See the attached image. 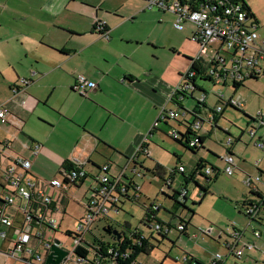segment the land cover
Masks as SVG:
<instances>
[{"label": "crops", "instance_id": "0c3cea01", "mask_svg": "<svg viewBox=\"0 0 264 264\" xmlns=\"http://www.w3.org/2000/svg\"><path fill=\"white\" fill-rule=\"evenodd\" d=\"M244 1L255 14L257 30L261 29L264 23V0ZM149 18H152L154 23L158 19L167 20L169 23H171V19L174 22L176 19L175 15L170 12L147 11L144 0H0V49L9 58H20V61L23 60V57L30 58L26 72H21L17 67L0 68L3 82L11 90V87L20 83L22 79H27L29 74V77L34 78V81L28 78L31 82L25 86L24 91L17 96L15 101H10L12 96L7 99L8 106L20 121V131L30 141L17 145L15 138L10 137L11 132L9 131L5 134L4 139L13 140L15 150L32 160L30 170L40 182L46 183L57 177L60 168L73 162L74 159L84 163V168L87 171L86 178L90 175L95 177L96 172L99 173L100 167L104 164H109L110 170L114 165L121 166L117 162L119 159L124 161V167H120L121 169L129 168L135 174V171L140 169L139 165L145 169L149 168L145 163V152L141 148L146 143L148 146L145 149L149 148L150 150V138L160 129L152 131V125L157 119L160 109L165 106L175 110L180 106V101V103L173 102L169 99L184 73L190 69V59H194L200 52V45L191 40L194 26L188 23L184 29L188 28L189 37L181 41L179 51L173 49L172 59L166 68L157 70L158 62L154 59L148 64L145 63L139 50L146 43L159 45L157 40L144 36L145 28L151 23ZM98 21L106 22L110 39L103 37L95 30ZM192 43L197 47L193 54L190 53ZM125 44L136 45L126 50ZM219 45L220 41L217 39H213L209 43L213 49ZM212 54L210 53V56ZM176 56H184L185 61H181ZM40 57L43 60H48L44 67L38 60ZM203 59L206 61V58ZM201 60H196L199 66L203 65V60ZM79 74H84L88 79L95 81L97 88L89 89L85 95L74 90L76 77ZM51 75L63 78L61 80L47 79ZM33 83L35 90L29 88ZM222 86L226 85L222 84ZM238 88L233 89L232 95L237 94ZM225 95L232 96L226 93ZM22 101L24 104L21 103ZM197 107V113L206 118V121L200 128L193 131L204 137L203 147H205L212 131L217 130L216 125L221 127L219 122L224 117L225 108L220 113L214 114L215 119H213L210 109H216V107L209 106L207 98L206 104ZM37 119L43 124H39ZM193 119L195 118L190 116L184 120L189 122ZM175 121L169 120L167 124H164L185 131L183 121ZM261 139L260 137L258 141ZM60 142L67 145L64 152L59 150ZM36 143H39L41 147L39 153L34 156L30 149L34 148ZM229 146L234 154V143ZM214 152L216 157L221 160L223 154ZM43 154L47 158H43ZM49 157L51 160L48 159ZM202 157L197 164V170L202 168L199 166L203 163L201 162ZM154 162L160 164L157 160ZM260 163L261 160L258 162L256 174H264L258 170L264 171V166H261ZM46 164H48V168H46ZM209 164L220 169L214 171L213 177L217 174L219 177L223 173L224 168L221 170L217 163ZM180 165L184 166L179 157L175 168ZM237 167L236 163V169ZM184 168L186 175L194 174L193 178L196 177L201 185H209L201 182L199 173L187 172L185 166ZM176 174L172 178L170 176L167 178L174 181L173 188L182 191V188H188L190 184L193 185L190 180L184 184L183 175L182 181L175 185ZM121 175L125 183L131 184L130 191L134 190L136 193L134 184H137L133 178H128L124 171ZM245 177L243 176V180ZM86 178L77 185L71 186L68 191L47 186V192L54 198V203L60 209L59 211H66L67 196L70 190L73 189L77 192L85 183ZM206 181L209 180L206 179ZM253 197L255 196H245L244 202L241 203L242 212L244 204ZM120 198L122 201V199L131 200L132 197L128 193V196ZM18 203L20 204V201ZM150 206L152 207V203ZM18 212L16 207L10 209L12 216ZM156 212L159 215L160 211ZM251 223L259 225L264 223V210L255 220L249 219L248 225ZM105 226L109 227V225ZM19 227L17 225V228ZM128 228L131 229V225ZM234 230L240 232L238 248L252 242L255 246L250 250L245 249V253L240 259L230 255L229 250L224 253L217 251L216 253L224 255L227 264H241L240 260L244 263L247 262L244 256L253 249L254 253L248 254L249 256L264 253L257 245L262 232L259 238L255 237L254 231L258 230L255 227H252L249 236L239 228L226 229L228 239L225 240L221 236V230L215 234L213 227L202 233L205 236L208 233L215 234L213 238L218 236V239L214 238L213 242L226 246L231 241ZM104 232L108 235V232L105 230ZM112 234L110 233L109 236H115ZM153 239L155 240V238L151 239V245H154ZM3 241L4 244L9 243V240ZM94 244H82L89 250L87 255L93 251ZM261 259L264 260V257L262 256ZM191 260L190 258L188 264H192ZM139 261L141 264H146V260L138 259ZM255 262L259 264L257 259Z\"/></svg>", "mask_w": 264, "mask_h": 264}, {"label": "built area", "instance_id": "2783aa9c", "mask_svg": "<svg viewBox=\"0 0 264 264\" xmlns=\"http://www.w3.org/2000/svg\"><path fill=\"white\" fill-rule=\"evenodd\" d=\"M146 8H158L164 12H170L175 15L174 26L183 30L188 23L193 24L194 29L191 40L200 45V52L193 61L202 59V66L198 71L188 70L182 76L175 91L170 97V101L181 102V98L193 97L194 92L201 90V98H196L200 105L206 104L208 92L198 84V80H208L216 85H231L234 90L240 87V84L254 77H264V38H261L254 20L250 19L242 4L238 0H144ZM95 30L103 37L110 39L106 22L98 21ZM220 41V47L213 49L209 46L211 40ZM210 53H213L210 56ZM223 53L229 55V58ZM206 55L205 57H203ZM208 57V59H207ZM206 58V61L203 59ZM31 80L22 79L20 83L11 87L12 97L10 101H15L17 96L24 91L25 86ZM239 84V86H237ZM75 90L85 95L89 89H96L97 83L88 79L84 74L76 77ZM218 98L226 103L240 109L245 106L243 98L239 95L227 97L223 91L219 92ZM24 104V101L21 102ZM217 111H222V105L216 106ZM193 116L195 119L189 120L192 130L200 128L206 121L201 117L195 108H185L175 110L168 109L165 106L160 109V113L152 125V131L159 128L164 122L175 120L176 118ZM214 119V114L211 116ZM264 122V116L259 115ZM188 118V117H187ZM185 118V119H187ZM168 119V120H167ZM257 120H253L255 122ZM0 124L10 125L16 130H21L20 121L14 112L8 106V102L0 104ZM185 129V128H184ZM228 131V129H226ZM257 129L251 126L248 134L255 137ZM178 128L170 127L168 133L175 139L179 138L181 133H185ZM235 137L231 134L228 137L227 144L235 142ZM196 141L190 142V146H196ZM256 145L264 150V141L256 142ZM40 144L36 143L34 148L30 149L32 155H37L40 151ZM146 153L147 149L141 148ZM5 160V162L3 161ZM225 164L223 173L232 177L236 173V158L226 153L221 157ZM32 160L29 157L15 150L14 142L11 139H0V239L9 240L12 248L6 251L7 255L12 256L21 264H49L48 257L52 252L51 241L44 236L46 229L58 228L57 220L53 212L59 211L54 203V198L47 192V186L68 191L71 186L77 184L87 176L84 163L74 159L69 165H63L59 170V175L46 183L40 182L31 172ZM180 172H185L184 166H179ZM205 175H212L214 168L207 165ZM96 185L91 190V196L88 199L86 214L79 220L77 232L73 233L76 245L73 252L68 251L60 264H141L138 262V254L134 257L138 248L145 242H150L155 233L165 231L169 234L173 225H164V221H152L147 223L150 235L141 231H131L130 235L121 234L120 238L112 236L111 240L96 241L92 248L93 256L80 257L75 253V248L82 246L84 236L91 231L92 225L101 218H107L112 208L118 209L121 202V196H128L131 184L122 180V175L113 177L110 172V165L104 164L100 167L98 176H95ZM244 184L250 191L259 196L253 197L243 206V212L250 220H255L264 210V192L260 185H264V174L247 175ZM169 186L174 185V181L167 179ZM183 197L188 196L186 188H182ZM139 201L136 194L134 198ZM20 201V204L18 203ZM18 208L19 212L12 216L10 209ZM160 205L154 203L153 211H158ZM19 216L21 220L15 221ZM156 216V214H155ZM17 225L20 227L17 228ZM180 231L186 230L187 225L180 221L177 225ZM113 235V234H112ZM254 236L259 238L261 231L255 230ZM240 240L239 230L232 232V239L226 244L230 255L238 259L242 258L245 249L254 248V243H247L242 248H238ZM63 248V246L61 245ZM44 249L45 253L41 251ZM142 254V253H141ZM75 258V259H74ZM188 255L184 257L176 256V261H182L188 264ZM202 264V263H199ZM206 264H227L226 258L221 253H215L213 258Z\"/></svg>", "mask_w": 264, "mask_h": 264}, {"label": "rangeland", "instance_id": "374dc122", "mask_svg": "<svg viewBox=\"0 0 264 264\" xmlns=\"http://www.w3.org/2000/svg\"><path fill=\"white\" fill-rule=\"evenodd\" d=\"M146 9L147 11L154 10L162 12V10H159L158 8ZM149 19L151 23L145 28L146 31L144 36L157 40L159 45H156V43H146L139 50V53L145 63L148 64L154 59L158 62V65L156 66L157 70L164 69L172 59L174 52L173 49L178 50L181 41L189 37V30L188 28L184 30L177 29L174 26V21L172 19L171 23L167 20L161 21L163 19H158L156 23H154L152 22V18ZM263 29L264 23L263 27L258 30L261 38H264ZM261 34L263 35L261 36ZM136 44H131V46L125 44V49L129 50ZM219 48L220 47H218V49ZM196 50L197 47L192 43L190 53L193 54ZM223 54L229 58V55L225 53ZM177 58L181 61H185L184 56H179ZM29 60L30 58L26 57H23L22 61H20V58H9L6 53L0 49V68L8 67L12 69L13 67H17L21 72H26ZM38 60L41 61L42 67L48 63V60H43L41 57ZM29 76L30 74L28 75V78H31V80L34 81V78ZM61 78L63 77L51 75L47 79L61 80ZM212 83L213 82L207 80H198V84L208 92L206 98L209 106L216 107L218 104L217 95L219 92L223 91L227 95H232L233 88L231 85L214 86ZM29 88L35 90L34 83L30 85ZM201 95L200 92H195L193 95L195 98H192L191 96L189 98H181V106L191 109L197 107L196 98H201ZM236 95H240L243 98L245 106L240 107L241 111L225 107L223 112L224 117L219 122L221 128L224 130L228 128L231 135L236 139H234L235 142L233 146L236 163L238 164L236 173L232 177L222 173L216 181L211 182L206 181L204 177L200 176L199 179L201 182L207 185L209 184L208 186H210L211 191V193L204 199H201L199 194L200 191L194 183L193 185H188L189 193L185 202L189 209L195 211V214L190 210L185 209L182 205L169 200L163 194L164 188L165 192L168 190L167 186H164L165 181L155 176L150 171L156 164L154 160L160 162L165 169L166 179L175 168L177 163L176 155L180 157L187 172L197 171V164L201 156H203V160L209 163H217L222 170L225 167V164L216 157L214 151L218 152V154L225 155L227 153V141L229 136L221 129H214L212 135L207 140V145L200 148L197 153H193L191 150L175 141L168 133L170 127L166 124H162L159 127L160 129L150 138V150L148 148L147 152L144 154L146 155L145 163L148 164L149 171L139 169L142 174L140 176L136 175L129 168L123 170L121 168L124 167V161L121 159L117 160L121 166L117 167L114 165L112 166V170H110L113 177L121 175L122 171H124L128 178H133L141 193L139 201L136 202L132 199H122L119 203L118 209L112 208L107 218H101L92 225L90 233L84 236L85 241L83 242V245L86 243L93 244L96 241L107 242L110 240L112 237L104 232V229L106 228L105 225H109L112 230H117L121 234L130 235V230L139 229L142 233L150 235L152 232H150L141 222L146 216V206L148 207L151 203L155 202L161 206L158 218L167 223L172 222V225L175 228L165 238L159 236L158 233H155V240L153 239L154 247L151 252L148 255L140 254L138 256V259L146 260V264H184L182 261H175V258L176 256L184 257L186 254L192 259V264H196V262L206 264V262L210 261L209 259L211 256L217 251H221L222 253L228 251L225 245H219L215 241L213 242L214 238L218 239V236L214 238L213 236L217 234V231L221 230V236L223 239H228L226 229L233 228H239L245 231L247 236H249L248 234H251L250 231L252 227L260 230L262 236L258 239L257 245L264 252V223L261 225L257 223H251V225H248L249 218L241 210V203L244 202L245 196L249 195V189L243 182V176L245 177L246 174L255 175L260 160V165L264 166V150L256 145V142L260 137L262 138L261 140L264 141V122H262V118L259 117L260 114L264 116V77H261L256 81L247 80L244 82L243 86L238 88ZM11 96V90H9V86L3 82V77L0 74V104L6 102ZM178 108L181 109V107ZM242 111L257 121H250L251 124H248V118ZM187 117H181L180 120L183 121ZM37 122L39 124L42 123L39 120ZM252 125L257 129L254 138L248 134ZM8 131L11 132L10 137L15 138L17 145H21L25 141H30L21 131H16L14 127L6 124H0V139H4L5 134ZM66 149L67 145L60 142L59 150L64 152ZM44 157L47 158V156L43 154V158ZM48 159L51 160L50 157ZM3 161L5 162V160ZM48 167V164H46V168ZM200 170L203 175L206 174L205 168H201ZM46 171H48V169H46ZM96 173L95 176H98V172ZM95 180V177L90 175L86 178L85 183L77 192L73 191V189L70 190V193L67 196L68 204L65 207L66 212L56 211L54 213L58 228L56 230L46 229L44 231V236L48 241H51L54 244L56 240H59L63 248L73 252L76 241L74 236L67 235V232H77L79 220L86 214L91 190L96 185ZM181 181L182 174H176L175 185H178ZM260 189L264 192V185L261 184ZM129 194L132 198L136 195L134 190L130 191ZM181 202H183V198H181ZM173 211H175V214L178 217L172 220ZM180 218L186 221L191 219V224H188L187 233H181V231L177 229ZM18 220H21L19 216L15 217V221L18 222ZM126 222L131 225V229L125 226ZM211 227L215 229V234L211 235L212 233H208L207 236L203 235L202 232H207ZM195 234L196 236H194ZM11 248V243L4 244V241L0 239V264H21L16 258L7 255L6 251ZM253 250L248 251L244 256V259L250 264H256L255 259L258 260L259 264H264V260L261 259L262 256L264 257V253L260 254L258 252L259 254H257V256L251 255L252 257L248 255L254 253ZM41 251L43 254L45 253L44 249H41ZM92 256L93 253L91 252L89 257ZM240 261L241 264L247 263H244L242 260Z\"/></svg>", "mask_w": 264, "mask_h": 264}, {"label": "trees", "instance_id": "16d2710c", "mask_svg": "<svg viewBox=\"0 0 264 264\" xmlns=\"http://www.w3.org/2000/svg\"><path fill=\"white\" fill-rule=\"evenodd\" d=\"M238 1H240L241 2V4H242V6H243V8H244V10L247 12V15H248V17L250 18V19H252V20H256V18H255V14L252 12V9L248 6V4L244 1V0H238ZM256 23V22H255ZM190 61H191V67H190V71H198V68H199V65L196 63V62H194L193 61V59H190ZM259 78L258 77H252V78H250V79H248V80H254V81H256V80H258ZM208 81V80H207ZM31 82V81H30ZM243 84L244 83H242V84H240V87L241 86H243ZM237 86H239V84H237ZM74 90H75V88H74ZM195 92H201V90H197V91H195ZM194 92V93H195ZM192 98H195L194 96L192 97ZM177 102V101H176ZM179 104V103H178ZM218 105H222V108L224 109L225 107H230V108H232V109H235V110H237V111H241L240 109H238V108H236V107H234V106H232V105H230V104H228V103H226V101L225 100H223V99H220V98H218V104H217V106ZM196 106H198V107H201V105H200V103L198 104L197 103V105ZM179 107H183V106H181V103H180V106ZM197 107V108H198ZM195 109H196V107H195ZM210 111H211V113H213V114H218V113H220L219 111H217L215 108L213 109H210ZM243 112V111H242ZM243 114L248 118V124H251V122L250 121H253L254 119L251 117V116H249L248 114H245L244 112H243ZM188 117H190V116H188ZM191 117H193L192 115H191ZM215 117V116H214ZM215 119V118H214ZM168 120V119H167ZM176 121H178V122H180L181 120L179 119V118H176L175 119ZM167 122L168 121H166V122H164V123H166L167 124ZM183 125L185 126V128H186V132L185 133H181V135H180V137L179 138H177V139H175V138H173L175 141H177L178 143H180L181 145H183V146H185L186 148H188L189 150H191L193 153H197V151L200 149V148H202L203 147V142H204V137H201V136H199L195 131H193L191 128H190V125H189V122H187L186 120H184L183 122ZM217 124V123H216ZM216 129L218 130V129H221V130H223L226 134H228V135H230L231 133L229 132V131H226V130H224V129H222L221 127H219L218 125H216ZM156 130V129H155ZM20 131V130H19ZM193 140H195L196 141V146H194V147H191L189 144H190V142L191 141H193ZM147 144L145 143L143 146H142V148H147ZM231 146H229L228 148H227V153H229V154H231V155H233V152H232V150H231V148H230ZM176 157H177V160H179V156H177L176 155ZM135 163H137L136 161H134ZM201 162H203V163H201L199 166H202V168H206L207 167V165H210V166H212L213 168H214V171L215 170H220L218 167H216V166H214V165H212V164H209V162H207V161H205V160H201ZM70 163H68V165H69ZM140 166V169H144V170H147V171H149V169H145L142 165H139ZM180 166H183V165H180ZM179 167V166H178ZM178 167L177 168H174L173 169V172L170 174V178H172L173 176H174V174H176V173H181L182 175H183V180H185L184 181V184L186 183V181H192V183H194L195 184V186L196 187H198V189H199V191H200V196H201V199H204L208 194H210L211 193V191H210V186H204V185H201L199 182H198V180H196V177L195 178H193V175L194 174H191V175H186L184 172H180L179 170H178ZM261 173H264V171H262L261 169H258ZM155 176H157V177H159V178H161V179H163L164 181H165V183H164V186H167V188H168V190L165 192V188H164V191H163V194L169 199V200H172V201H174L175 203H177V204H179V205H182L185 209H188V210H190L193 214H195V211H193V210H191V209H189L188 207H187V204H186V200H187V197H183L182 196V193L178 190V189H175V188H173L172 186H169L167 183H166V171H165V169L162 167V165H160L159 163H157L155 166H154V168L152 169V170H150ZM136 172V174H140V175H142L141 173H140V171H135ZM197 173H199L202 177H204L205 179H208L210 182L211 181H216L217 180V178H218V174L217 175H215L214 177L212 176V175H203L202 173H201V170H197L196 171ZM196 173V174H197ZM214 173V172H213ZM144 175V174H143ZM197 176V175H196ZM86 178V177H85ZM83 181V179L82 180H80L78 183H80V182H82ZM95 182H97L96 180H95ZM75 185H77V184H75ZM134 186H135V189H136V193H137V195H138V197L140 198V195H141V193H140V190H139V187L137 186V185H135L134 184ZM186 190L188 191V188L186 187ZM189 192V191H188ZM249 196H259L258 194H256V193H254L253 191H250L249 192ZM181 198H183V202H181ZM154 203H152V205H153ZM161 207H159V210L158 211H160L161 209H160ZM146 211H147V214H146V216H145V219L141 222L145 227H147L148 226V224L147 223H150V222H152V221H160V219H158V213L157 212H155V211H153L152 210V208H151V206L150 207H147L146 208ZM167 211H169V210H167ZM64 212H66V211H64ZM157 213V214H156ZM173 213V218H172V220L173 219H175V218H177L178 216L175 214V211H173L172 212ZM155 214H156V216H155ZM180 221H182V222H184L187 226H188V224H191V219L189 220V221H186V220H183V219H181L180 218ZM172 225V222H164V225L165 226H167V225ZM125 226H127V227H129L130 226V224L129 223H125ZM175 228V227H174ZM106 232H109V231H111L112 230V228L109 226V227H106L105 229H104ZM181 233H187V229L186 230H183V231H181ZM159 234V236H161V237H163V238H165L168 234L165 232V231H163V232H161V233H158ZM67 235H73V233L71 232V231H68L67 232ZM151 241L152 240H150V242H145L144 244H143V246L142 247H140V248H138V250L135 252V254H134V257H136L138 254H141V253H146V254H149L150 253V251L153 249V247H154V245H151ZM91 246V245H90ZM92 247V246H91ZM75 253L78 255V256H80V257H83V256H87V254H89V250L86 248V247H83V246H81V245H79V246H77L76 248H75ZM145 264V263H144Z\"/></svg>", "mask_w": 264, "mask_h": 264}, {"label": "water", "instance_id": "95a60500", "mask_svg": "<svg viewBox=\"0 0 264 264\" xmlns=\"http://www.w3.org/2000/svg\"><path fill=\"white\" fill-rule=\"evenodd\" d=\"M114 234L119 239L121 236V233L117 230H111L108 232L109 234ZM68 255V251L61 247V242L59 240H56V242L52 245V252L50 253L48 257V263L49 264H60L65 256Z\"/></svg>", "mask_w": 264, "mask_h": 264}]
</instances>
